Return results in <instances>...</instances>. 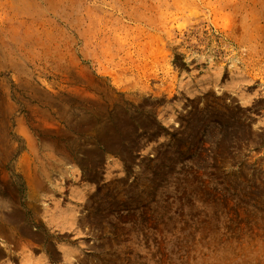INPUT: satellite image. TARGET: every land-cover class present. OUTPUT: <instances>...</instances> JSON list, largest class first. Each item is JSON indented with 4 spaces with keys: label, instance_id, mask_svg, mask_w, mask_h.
I'll use <instances>...</instances> for the list:
<instances>
[{
    "label": "rangeland",
    "instance_id": "rangeland-1",
    "mask_svg": "<svg viewBox=\"0 0 264 264\" xmlns=\"http://www.w3.org/2000/svg\"><path fill=\"white\" fill-rule=\"evenodd\" d=\"M0 264H264V0H0Z\"/></svg>",
    "mask_w": 264,
    "mask_h": 264
},
{
    "label": "bare ground",
    "instance_id": "bare-ground-1",
    "mask_svg": "<svg viewBox=\"0 0 264 264\" xmlns=\"http://www.w3.org/2000/svg\"><path fill=\"white\" fill-rule=\"evenodd\" d=\"M23 229V228H22Z\"/></svg>",
    "mask_w": 264,
    "mask_h": 264
}]
</instances>
